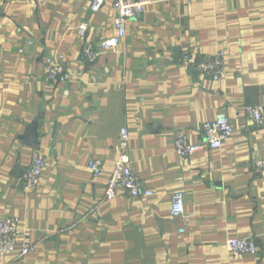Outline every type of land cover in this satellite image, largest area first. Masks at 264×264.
Segmentation results:
<instances>
[{
	"label": "crops",
	"instance_id": "obj_1",
	"mask_svg": "<svg viewBox=\"0 0 264 264\" xmlns=\"http://www.w3.org/2000/svg\"><path fill=\"white\" fill-rule=\"evenodd\" d=\"M91 1L0 0V221L22 223L19 253L0 251V264H264V120L246 112L264 108V0H151L107 52L115 0L98 11ZM86 47L101 51L95 62ZM221 51L214 81L198 65ZM58 55L72 76L52 83L44 65ZM220 113L234 135L214 150L202 126ZM35 120L30 144L20 137ZM124 127L150 197L106 196ZM179 133L200 146L188 160L175 151ZM34 152L47 169L27 191ZM179 191L186 213L174 217ZM230 238L258 252L234 257ZM23 243L34 251L22 256Z\"/></svg>",
	"mask_w": 264,
	"mask_h": 264
},
{
	"label": "built area",
	"instance_id": "obj_2",
	"mask_svg": "<svg viewBox=\"0 0 264 264\" xmlns=\"http://www.w3.org/2000/svg\"><path fill=\"white\" fill-rule=\"evenodd\" d=\"M106 0H92L91 8L98 11L102 8ZM151 0H115L114 9V27L115 35L101 44V51L107 52L114 50L120 46L126 38V25L129 20L135 19L143 14L147 7L151 4ZM87 30L86 25L79 28L82 36ZM100 50H95L91 47H86L83 50V57L88 62H95L101 55ZM226 55L224 52H219L214 56L206 57L200 61L198 69L201 73L210 77L214 81H218L224 73ZM183 60L189 62L190 54H184ZM63 56L48 58L44 65V75L51 81L66 82L71 79V73L64 65ZM247 114L256 122L261 123L264 120V108L262 107H247ZM205 142L210 149H221L224 143L233 137L234 129L230 119L225 113H220L214 121L205 122L202 126ZM130 134L126 127L121 131L120 137V156L115 162V167L110 175L106 196L108 199H114L118 195L127 194L132 198L150 197L153 193L142 188L141 183L134 174L130 165L129 158ZM199 145L191 143L189 137L184 134H177L174 139V148L176 153L183 159L188 160L199 148ZM47 169V159L39 152H34L31 158L30 166L24 176L25 190H35L41 183V179ZM89 169L94 177L100 176L102 173L101 163L91 161ZM256 170L264 172V159H259L256 162ZM172 215L180 217L185 215L184 193L179 191L174 193L172 197ZM22 232L21 220L17 217L8 218L0 221V251L3 255L19 253L17 246L20 243V235ZM227 249L234 257L246 254H256L258 247L252 239L230 238L226 243ZM31 245L23 243L21 255H27L33 252Z\"/></svg>",
	"mask_w": 264,
	"mask_h": 264
},
{
	"label": "water",
	"instance_id": "obj_3",
	"mask_svg": "<svg viewBox=\"0 0 264 264\" xmlns=\"http://www.w3.org/2000/svg\"><path fill=\"white\" fill-rule=\"evenodd\" d=\"M20 138L30 144H39L38 121H33L28 126L26 133Z\"/></svg>",
	"mask_w": 264,
	"mask_h": 264
}]
</instances>
